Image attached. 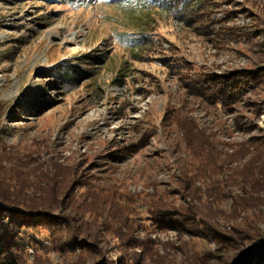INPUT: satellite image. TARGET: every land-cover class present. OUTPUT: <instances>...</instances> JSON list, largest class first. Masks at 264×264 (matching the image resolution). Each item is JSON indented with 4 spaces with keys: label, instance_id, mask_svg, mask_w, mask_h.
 Instances as JSON below:
<instances>
[{
    "label": "rangeland",
    "instance_id": "1",
    "mask_svg": "<svg viewBox=\"0 0 264 264\" xmlns=\"http://www.w3.org/2000/svg\"><path fill=\"white\" fill-rule=\"evenodd\" d=\"M236 2L264 29V0ZM145 14L197 69L264 71L261 35L219 49L142 0H0V190L48 187L56 167L65 175L58 205L36 193V206L51 202L76 227L91 226L102 252L95 261L232 264L238 250L160 229L148 205L156 197L228 229L239 224L244 213L226 217L234 197L244 196L242 176L250 166L264 169V80L229 110L191 98L169 68L133 60L123 34L135 33ZM251 22L241 14L236 25ZM85 54L106 62L65 74ZM50 259L64 263L54 252Z\"/></svg>",
    "mask_w": 264,
    "mask_h": 264
},
{
    "label": "trees",
    "instance_id": "2",
    "mask_svg": "<svg viewBox=\"0 0 264 264\" xmlns=\"http://www.w3.org/2000/svg\"><path fill=\"white\" fill-rule=\"evenodd\" d=\"M142 2L157 15L163 14L166 19L182 23L184 28L219 49H227L230 44L241 42L243 38L251 42L261 35L264 40V29L255 22V15L242 8L236 0ZM241 14L253 23L236 25ZM154 17L145 14L135 33L123 34L130 46L132 58L138 62L156 61L169 68L191 98L211 107L219 106L229 110L245 99V91L256 90L264 80L263 70H236L217 74L197 69L192 62L174 53L175 46L158 36ZM166 44H169V49ZM71 60L72 64L65 74L70 73L74 77L80 74L81 68L92 69L96 63H105L106 56L85 54ZM60 68L63 70V67ZM122 71L125 72V66ZM91 73L92 71H86L88 75ZM258 170L257 172L250 166L242 176V182L246 185L244 196L234 197L232 212L226 218L240 217L243 213L244 216L231 229L193 206L179 209L162 200L156 202V197L148 205V212L151 217L156 215L152 219L160 229L176 230L188 236L201 237L208 242L214 241L220 250H238L239 254L232 264H247L249 257L255 254V249L242 248L264 236L260 228L264 219V196H260L264 191V169ZM46 175H51L53 182L50 181L48 187H41L40 190L36 189V185L11 186L5 191L0 190V264H49L52 252L64 258L63 264H88L90 258L94 261L91 264H111L106 259L95 261L102 256V252L97 243V232L91 231V226L89 230L76 227L75 217L55 213L54 204L58 203V197L64 190L62 184L65 180L62 181L61 178H65V175L56 167ZM192 179L195 180V177ZM36 193L41 199L45 193L52 194L56 201L54 204L44 202L36 206ZM89 210L86 206L82 212ZM46 241L50 243L49 246L43 244ZM31 249L34 252L33 260L30 259ZM258 257L259 255L255 258Z\"/></svg>",
    "mask_w": 264,
    "mask_h": 264
},
{
    "label": "bare ground",
    "instance_id": "3",
    "mask_svg": "<svg viewBox=\"0 0 264 264\" xmlns=\"http://www.w3.org/2000/svg\"><path fill=\"white\" fill-rule=\"evenodd\" d=\"M260 228L264 232V219H263V221L260 224ZM254 245H255L254 246L255 254H258V253H261L262 251H264V236L262 238L256 240ZM209 246H210V250L209 251H212V249H213V251H216V245L214 243L210 242ZM260 264H264V263H260Z\"/></svg>",
    "mask_w": 264,
    "mask_h": 264
},
{
    "label": "built area",
    "instance_id": "4",
    "mask_svg": "<svg viewBox=\"0 0 264 264\" xmlns=\"http://www.w3.org/2000/svg\"><path fill=\"white\" fill-rule=\"evenodd\" d=\"M212 251H213V249H212ZM257 255H259V256H261L262 255V260L260 259V260H258V261H255V257L257 256ZM254 261L251 263V264H260V263H264V251H262L261 253H258V254H254Z\"/></svg>",
    "mask_w": 264,
    "mask_h": 264
},
{
    "label": "water",
    "instance_id": "5",
    "mask_svg": "<svg viewBox=\"0 0 264 264\" xmlns=\"http://www.w3.org/2000/svg\"><path fill=\"white\" fill-rule=\"evenodd\" d=\"M254 255H252V257H250L249 259H248V261H247V264H251L252 262H253V260H254V257H253Z\"/></svg>",
    "mask_w": 264,
    "mask_h": 264
}]
</instances>
